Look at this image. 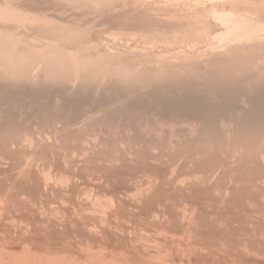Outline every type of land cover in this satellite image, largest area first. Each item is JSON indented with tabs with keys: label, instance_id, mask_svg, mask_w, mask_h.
Returning <instances> with one entry per match:
<instances>
[{
	"label": "bare ground",
	"instance_id": "bare-ground-1",
	"mask_svg": "<svg viewBox=\"0 0 264 264\" xmlns=\"http://www.w3.org/2000/svg\"><path fill=\"white\" fill-rule=\"evenodd\" d=\"M263 178L264 0H0V264H264Z\"/></svg>",
	"mask_w": 264,
	"mask_h": 264
},
{
	"label": "rangeland",
	"instance_id": "rangeland-1",
	"mask_svg": "<svg viewBox=\"0 0 264 264\" xmlns=\"http://www.w3.org/2000/svg\"><path fill=\"white\" fill-rule=\"evenodd\" d=\"M246 109H247V107H246ZM232 164H234V163H232ZM263 180H264V178H263ZM264 185V184H263ZM209 204V203H208ZM210 206H211V204H209ZM209 207V206H208ZM211 208V207H210ZM93 214V213H92Z\"/></svg>",
	"mask_w": 264,
	"mask_h": 264
}]
</instances>
